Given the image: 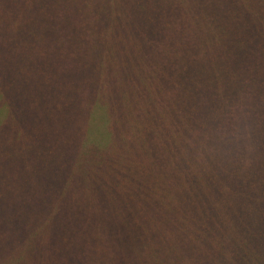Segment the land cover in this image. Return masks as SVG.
I'll return each mask as SVG.
<instances>
[{
	"label": "trees",
	"instance_id": "obj_1",
	"mask_svg": "<svg viewBox=\"0 0 264 264\" xmlns=\"http://www.w3.org/2000/svg\"><path fill=\"white\" fill-rule=\"evenodd\" d=\"M0 264H264V0H0Z\"/></svg>",
	"mask_w": 264,
	"mask_h": 264
}]
</instances>
